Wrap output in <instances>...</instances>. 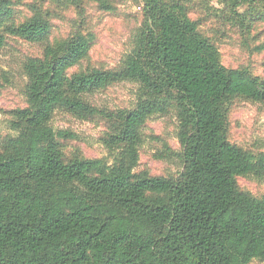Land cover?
<instances>
[{"label":"trees","instance_id":"1","mask_svg":"<svg viewBox=\"0 0 264 264\" xmlns=\"http://www.w3.org/2000/svg\"><path fill=\"white\" fill-rule=\"evenodd\" d=\"M113 12L122 0H54ZM143 22L132 51L114 70L71 73L94 36L47 44L24 64L27 104L10 112L0 143V264H251L264 261V196L238 179H264V153L229 139L233 102L264 103V80L223 65L221 54L188 5L213 0H132ZM235 11L259 0H218ZM18 21L13 0H0V49L8 37L47 42L48 13ZM138 85L132 109L102 110L86 96L110 86ZM102 119L109 159L67 158L57 112ZM179 122L183 170L175 178L138 172L142 129L156 115Z\"/></svg>","mask_w":264,"mask_h":264},{"label":"rangeland","instance_id":"2","mask_svg":"<svg viewBox=\"0 0 264 264\" xmlns=\"http://www.w3.org/2000/svg\"><path fill=\"white\" fill-rule=\"evenodd\" d=\"M18 21L33 16L32 7L48 13L51 32L47 42L32 44L8 37L0 49V143L12 135L10 112L26 106L25 88L28 79L24 64L29 58L41 57L47 44L75 34L93 35L88 57L70 72L88 70H114L121 66L132 51L135 36L141 29L143 14L141 3L118 1L113 12L101 11L95 3L85 1L82 7L54 0H13ZM190 17L200 24V31L218 47L221 61L229 68H245L264 80V0L255 6L244 5L235 11L232 6L218 0L204 4L197 1L188 5ZM139 87L123 82L108 89L87 95L93 106L109 111L132 109L137 103ZM106 123L97 118L83 121L64 112H57L53 128L75 135L63 141L67 158L109 159V152L101 143ZM230 141L255 154L264 153V103L245 99L233 102L229 115ZM179 122L174 112L152 117L142 129L138 172L153 177L175 178L183 170L182 148L178 139ZM242 191L254 197L264 196V179L247 176L238 179ZM251 264H264L254 260Z\"/></svg>","mask_w":264,"mask_h":264}]
</instances>
